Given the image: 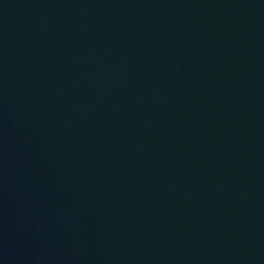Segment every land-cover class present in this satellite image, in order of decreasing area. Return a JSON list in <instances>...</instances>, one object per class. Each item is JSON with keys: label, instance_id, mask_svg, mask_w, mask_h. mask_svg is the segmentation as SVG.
<instances>
[{"label": "water", "instance_id": "95a60500", "mask_svg": "<svg viewBox=\"0 0 264 264\" xmlns=\"http://www.w3.org/2000/svg\"><path fill=\"white\" fill-rule=\"evenodd\" d=\"M0 264H264V0H0Z\"/></svg>", "mask_w": 264, "mask_h": 264}]
</instances>
